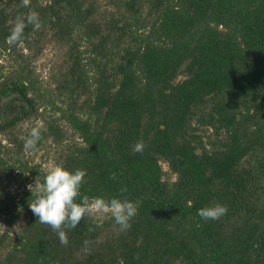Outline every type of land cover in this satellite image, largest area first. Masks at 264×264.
<instances>
[{
  "label": "trees",
  "instance_id": "obj_1",
  "mask_svg": "<svg viewBox=\"0 0 264 264\" xmlns=\"http://www.w3.org/2000/svg\"><path fill=\"white\" fill-rule=\"evenodd\" d=\"M50 160L136 202L131 227L87 214L61 243L29 205ZM0 220V264H264V0H0Z\"/></svg>",
  "mask_w": 264,
  "mask_h": 264
},
{
  "label": "clouds",
  "instance_id": "obj_2",
  "mask_svg": "<svg viewBox=\"0 0 264 264\" xmlns=\"http://www.w3.org/2000/svg\"><path fill=\"white\" fill-rule=\"evenodd\" d=\"M30 0H23L28 5ZM32 23L35 28L40 27L39 13L31 10L26 19L17 18L7 40L16 42L22 39L25 25ZM43 124L30 128L28 134L22 139L27 147L32 148L41 138ZM145 145L143 140L134 144V151H142ZM86 169H69L62 164H55L46 170L43 181H35L28 187L34 197L29 205L39 218L41 223L50 225L57 231L61 243H68L66 229L75 228L81 219L87 214H95L101 211H110L119 230L123 231L131 227L130 221L138 211L136 202L130 199H122L118 196H111L106 199L97 195L89 198L80 194V188L84 181ZM126 190V187L121 189ZM79 197V199H77ZM198 214L202 218L217 219L227 212V206L222 203H215L198 208ZM87 244V241H85Z\"/></svg>",
  "mask_w": 264,
  "mask_h": 264
},
{
  "label": "rangeland",
  "instance_id": "obj_3",
  "mask_svg": "<svg viewBox=\"0 0 264 264\" xmlns=\"http://www.w3.org/2000/svg\"><path fill=\"white\" fill-rule=\"evenodd\" d=\"M54 50L51 48H46L43 50V52L36 58L34 63H36V71H40L43 74H46L47 68L51 66V64L55 61V55H54ZM3 61V60H1ZM39 124V122L37 123ZM31 125L29 122L25 123V126ZM28 151V150H26ZM46 150L45 149H40V150H30L28 151V155L33 158L34 161H38L39 159L42 158V156L45 154ZM47 166L52 167L53 162L50 160L47 162ZM14 178L15 182H12L9 184L8 189L11 190L14 193H17L20 191V185L22 184L23 181V175H19L17 173H14ZM110 211H101L97 212V215H105ZM3 230V224L1 223L0 220V232Z\"/></svg>",
  "mask_w": 264,
  "mask_h": 264
}]
</instances>
